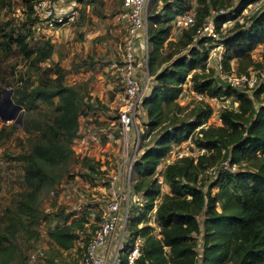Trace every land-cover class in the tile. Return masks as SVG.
I'll return each instance as SVG.
<instances>
[{
	"label": "trees",
	"instance_id": "1",
	"mask_svg": "<svg viewBox=\"0 0 264 264\" xmlns=\"http://www.w3.org/2000/svg\"><path fill=\"white\" fill-rule=\"evenodd\" d=\"M34 1L29 0L22 25L0 17V44L8 52L18 47L40 70L41 80L25 100L30 105L43 103L52 113L34 121L30 149L15 156L24 163L27 188L7 209L8 225L0 228V264H10L13 259L12 253L8 259L1 258L3 244L12 235L24 229L32 238L40 235L39 230L29 227L44 217L39 207L40 193L46 184L61 178L52 175L53 167L68 165L77 158L73 145L80 136V117L100 104L81 86L65 84L63 68L58 64L41 66L51 60L55 47L48 38L34 39ZM232 1L198 0L195 24L184 30L178 40L170 39L173 20L190 10V0H165L160 11L149 12L148 67L154 83L143 100L148 119L143 135L156 131L160 134L153 142L150 138L134 165V195L143 198V206L135 208L132 229L145 237L142 264H264V101L259 100L264 84L253 94L244 87L223 85L214 77V67L207 63L210 48L206 43L210 38L195 40L198 30L215 16L216 30L225 44L223 69L231 73L234 60L238 75L264 67V8L241 21L237 18L246 5L258 0H240L234 11L226 12ZM6 5L8 0H0V8ZM232 19L233 27L225 31L223 24ZM259 45H263V51L257 61L253 51ZM187 81L200 94L235 98L238 107L221 108V125L197 130L211 117L213 108L208 103L198 104L189 114L193 120L181 118L185 108L178 99ZM190 139L202 151L197 156L183 155L165 166L163 182L170 192L161 196L156 176L159 166L173 145ZM81 161L85 178L103 174L99 162L90 158ZM225 161L236 163L238 168L223 169ZM209 168L216 169L212 177L206 173ZM154 208L157 233L147 223ZM59 216L62 223L50 231L51 242L59 250L68 251L82 237L86 246L97 224L92 225L86 214L69 212ZM140 223L147 224L139 228ZM195 233L202 235V243ZM51 264L58 263L52 260Z\"/></svg>",
	"mask_w": 264,
	"mask_h": 264
},
{
	"label": "rangeland",
	"instance_id": "2",
	"mask_svg": "<svg viewBox=\"0 0 264 264\" xmlns=\"http://www.w3.org/2000/svg\"><path fill=\"white\" fill-rule=\"evenodd\" d=\"M90 1L93 3L94 0ZM102 1L96 0L95 4H88L87 0L84 1L80 18L75 23L57 30L46 29L43 32L41 30V34H36V38L34 39L44 37L54 43L53 56L51 60L42 63L41 66L43 68L52 64H58L63 68L65 84L81 86L83 92L93 96L94 99L100 102V104L96 105L99 109L95 108L96 110L89 112V114L85 113L80 117V125H82L83 132L88 133L92 139H94V134L96 135L98 132V135H101V139L104 142L112 141L113 145H111L114 148V157L116 155L119 158L122 154L124 136L122 137L117 128V122H114V120L119 111L118 94L121 92L123 84L121 82V73L116 72L114 63L115 65L122 63L124 41L120 39L117 45H114V36L110 32L112 26L109 19L114 15V6H117L118 1L121 4L122 0H105L103 1V6L101 5ZM239 1L233 0L232 5L225 11H234L239 5ZM28 3L29 0H8V5L0 8L1 19H9L15 25H22L26 17L25 11ZM164 3L165 0H152L149 4L150 14L160 11ZM190 3L191 8L188 12H191L196 17L197 7L200 4L198 0H190ZM84 4L85 6H90V11L84 8ZM263 8L264 0L248 4L244 8L242 15L237 19L244 21L246 19L244 17H250L260 12ZM105 11L107 12L105 13ZM234 22L235 20L233 19L227 21L223 24V29L227 31L233 27ZM35 40L31 42L32 45L35 43ZM120 41L121 44H119ZM207 45L210 48L215 46L211 41H208ZM262 51L263 45H259L253 51V56L257 61L260 60ZM140 59L143 61L141 57ZM217 61L214 58L208 63L209 66L215 69L214 77L217 76L218 78L221 77L230 81L229 76L232 73H236V61H232L231 73L224 70L223 67L221 68ZM31 63V60L26 59L18 47L14 46L13 50L8 52L0 44L1 229H4L9 223L8 216L6 215L7 209L14 203L16 197H19V193L25 191L27 188L24 179V163L16 159L15 156L25 153L30 149L31 137L34 135V121L44 119L52 113V109L43 103L30 105L25 100L27 93L38 85V82L41 80L40 70ZM251 71L255 73V77L259 83L256 88H259L264 84V67L251 69ZM141 78L143 79V77ZM187 83L188 85L185 86ZM256 88L246 89L250 94H253ZM7 94H10L12 103L5 98ZM259 100L264 101V93L261 94ZM178 101L185 108L181 114V118H186L189 121L194 119L189 114L196 105H205L207 103L211 105L213 114L202 124L204 126L208 123L215 126L221 125L219 117L221 108L228 106L229 108L238 107V102L232 97L206 100L205 97L201 96L194 89L191 81L183 85V91ZM13 104L23 106V110L17 115H15V106ZM144 108L146 109L147 107L144 106ZM20 115H22L21 121L18 120V116ZM139 120L142 124H140L141 129L142 127L144 129V123L148 120L144 110L140 114ZM105 130L112 132L108 131L107 134ZM135 132H130L128 136L130 142L136 139ZM158 134L160 132H153L148 138H151V142H153L157 139ZM93 141L95 142V140ZM87 145L89 144L86 143L84 146L86 148L84 149V153H93L95 148H92V146L88 148ZM80 147V144L76 145V151H80L82 149ZM201 151L192 142V139L172 146L169 156L157 170L156 176L160 182L161 196H165L167 191H169V187L163 182L162 176L165 166L183 155L197 156ZM81 160V158L77 157L68 165H59L51 169L52 175L55 177L61 175V178H56V180L43 187L39 197V207L44 217L38 224L29 226L32 229L39 230L40 235L32 238L25 229L17 232L11 236L10 241L3 244L5 252H2L1 258L8 259V254L12 253L13 259L10 264H51L52 260L58 264H82V244L76 242L72 249L61 251L51 242L49 236L50 231L62 223L59 216L61 213L64 215L69 212H74L76 215L86 214L92 225L99 221L98 215H100V209L107 199L108 189H106L105 182L98 174L91 178H85L82 175L85 169H83ZM108 169L111 171L114 167L111 168L108 165ZM208 176L212 177L213 175L208 174ZM207 181L209 185L210 180ZM217 190V187L214 188V193ZM200 219L203 221L204 218L201 217ZM26 220L29 222L30 219L26 217ZM92 225L89 230L92 229ZM194 236L199 243H202V235L200 233H195Z\"/></svg>",
	"mask_w": 264,
	"mask_h": 264
},
{
	"label": "built area",
	"instance_id": "3",
	"mask_svg": "<svg viewBox=\"0 0 264 264\" xmlns=\"http://www.w3.org/2000/svg\"><path fill=\"white\" fill-rule=\"evenodd\" d=\"M151 1L123 0L122 9L115 14L116 20L122 23L126 29L122 63L115 66L116 72L121 73L123 84L122 90L118 94L119 111L114 120L117 122L116 125L122 137L124 136L121 156L117 158L115 155L114 157L112 141H110L111 143L104 142L98 132L96 135L94 134V139H92L88 133L83 132L82 125H80V136L76 138L73 145L76 157L90 158L100 163V169L103 171L100 178L105 182V187L108 189V196L100 209V219L96 223L97 227L92 237L86 246H84L82 237L76 241L82 244V264H142L145 237L141 233H135L132 225L135 208L138 206L137 208L140 209L143 206V198L140 199L134 195L133 185L137 180V174L134 170L135 161L143 152L145 144L150 140L147 133L145 136L143 135V127L141 129L139 117L143 111V100L146 95L150 94L154 83V76L151 75L148 67L151 48L149 37V4ZM80 12V4L76 0H35L34 15L36 17L37 35L41 34V30L42 32L46 29L57 30L72 25L80 18ZM214 17L210 18L198 30L195 40L197 41L201 37L210 38L209 41L213 42L215 46L209 47L210 54L207 63L215 58L222 68L225 44L220 40ZM195 22L196 17L191 12L186 11L179 14L173 20L171 34L182 35L183 31L192 27ZM229 79L232 85L237 87L252 89L259 85L255 73L251 70L249 74L232 73ZM201 96L205 97L206 100L219 99L205 94H201ZM209 125L212 124L201 125L198 129ZM105 131L107 134L108 131L112 132L110 130ZM132 131H136V139L130 142L128 136ZM86 143L89 144L87 145L88 148L91 146L95 148L93 153H84ZM79 144L82 149L76 151V145ZM108 165L114 169L110 171ZM222 168L235 170L238 165L225 161ZM206 173L215 174L216 169L209 168ZM154 211L155 208L149 213L150 219L147 223L155 227L154 232L157 233L158 225L155 221ZM147 223H140L138 227L140 228Z\"/></svg>",
	"mask_w": 264,
	"mask_h": 264
},
{
	"label": "crops",
	"instance_id": "4",
	"mask_svg": "<svg viewBox=\"0 0 264 264\" xmlns=\"http://www.w3.org/2000/svg\"><path fill=\"white\" fill-rule=\"evenodd\" d=\"M69 1H73V0H69ZM77 2H79V4H80V8H82V4L83 3H85L84 1H86V0H76ZM82 1V2H81ZM89 3L88 4H90V3H92V1H90V0H87ZM103 1H105V0H103ZM103 1H102V3H101V5L103 6ZM92 4H95V1H93V3ZM122 6H123V0H122V3L120 4V2L118 1V4H117V6H114V15H113V17L111 18V19H109L110 21V24H111V28H110V32H111V34L114 36V45H117V43H118V41L121 39V41H122V39H123V41H124V38H125V35H126V29H125V27H124V25L122 24V23H120V22H118L117 20H116V18H115V14L118 12V11H120L121 9H122ZM84 8H87V10L88 11H90V6H85V4H84ZM107 11H105V13H106ZM103 13V12H102ZM108 14V13H107ZM97 15H99V13H97ZM100 16V15H99ZM180 36L181 35H175V34H171V36H170V38H172L173 40H177L178 38H180ZM44 38V37H43ZM121 41L119 42V44H121ZM118 64V63H117ZM115 63H114V68H115ZM116 70V69H115ZM99 76V75H98ZM188 85V83L185 85V86H187ZM169 190V189H168ZM170 192V190L169 191H167V193L166 194H168Z\"/></svg>",
	"mask_w": 264,
	"mask_h": 264
},
{
	"label": "water",
	"instance_id": "5",
	"mask_svg": "<svg viewBox=\"0 0 264 264\" xmlns=\"http://www.w3.org/2000/svg\"><path fill=\"white\" fill-rule=\"evenodd\" d=\"M223 85H232V82L231 81H228V80H225L221 77H219L218 79ZM5 98L10 102L12 103V99L10 97V94H7L5 96ZM14 105V104H13ZM15 106V115H17L21 110H23V106L22 105H14ZM6 120V119H4ZM18 120L21 121L22 120V115L18 116Z\"/></svg>",
	"mask_w": 264,
	"mask_h": 264
}]
</instances>
